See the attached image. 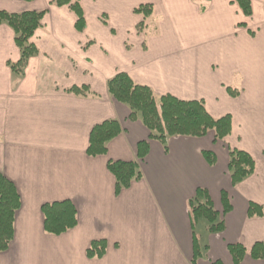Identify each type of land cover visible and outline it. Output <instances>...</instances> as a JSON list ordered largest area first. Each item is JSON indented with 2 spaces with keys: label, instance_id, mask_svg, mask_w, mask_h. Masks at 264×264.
<instances>
[{
  "label": "crops",
  "instance_id": "1",
  "mask_svg": "<svg viewBox=\"0 0 264 264\" xmlns=\"http://www.w3.org/2000/svg\"><path fill=\"white\" fill-rule=\"evenodd\" d=\"M51 1L0 0L7 13L46 11L21 77L8 67L20 57L14 34L0 25V173L21 200L0 264H192L193 233L206 247L195 264H233L228 244L246 249L241 264H264L249 256L255 243L264 249V0H251L248 18L234 0H71L83 14L81 31L73 11ZM140 6H151V16L136 14ZM118 73L156 96L202 101L213 119L230 116V135L174 136L165 146L150 139L107 92ZM82 86L84 96L67 91ZM105 121H117L121 133L105 155L91 157L90 131ZM143 141L141 178L116 196L106 164L136 161ZM229 149L255 165L234 187ZM203 152L213 153V166ZM198 188L221 215L222 233L203 235V221L191 229L188 202ZM221 192L230 206L224 216ZM61 201L74 206L78 223L53 236L43 230L41 206ZM253 203L262 214L248 217ZM100 240L104 256L87 258Z\"/></svg>",
  "mask_w": 264,
  "mask_h": 264
},
{
  "label": "trees",
  "instance_id": "2",
  "mask_svg": "<svg viewBox=\"0 0 264 264\" xmlns=\"http://www.w3.org/2000/svg\"><path fill=\"white\" fill-rule=\"evenodd\" d=\"M30 2L32 0H23ZM245 17H250L251 0H234ZM49 6H68L77 17L75 28L81 31L84 28V18L78 1L53 0ZM144 19L151 16V6H140L135 9ZM46 11L7 13L0 11V25L8 26L14 34V44L18 48L20 57L17 63H8L13 75L21 77L30 57L37 53V49L30 42L34 34L43 28V17ZM108 94L119 104L129 109V121H139L148 131L149 138L158 141L163 146L167 139L174 136L203 138L209 132L213 133V142L223 140L230 135L231 118L224 116L213 119L206 112L202 101H182L169 95L156 96L145 87L136 85L125 73H118L107 81ZM75 95L84 96L89 93L87 87H72L67 90ZM234 96L235 93L229 90ZM121 133L117 121H105L94 126L89 134L87 155L91 157L106 154V145ZM148 153V143L143 141L137 144L136 161H108L107 170L114 177V193L118 196L128 189L134 181L141 178L139 163ZM209 166L215 164V156L211 152L202 153ZM227 171L231 186L244 181L254 172V161L249 154L240 150H228ZM222 215L230 211L227 194L221 192ZM21 200L14 184L0 173V253L7 251L13 239V224L17 211L20 209ZM191 229L194 231L199 222L208 225L210 234L223 232L224 224L221 215L214 210L208 193L205 189L198 188L195 196L188 202ZM263 208L256 204H249L248 217L260 216ZM43 216V230L45 233L59 236L77 226V212L69 201L53 202L41 206ZM106 243L103 240L93 241L86 250L89 259H101L105 254ZM196 235L193 233V258L192 264L202 256ZM227 251L233 264H241L246 254V249L240 244H228ZM252 260H262L264 249L261 243H255L249 252ZM211 264H222L219 260Z\"/></svg>",
  "mask_w": 264,
  "mask_h": 264
},
{
  "label": "rangeland",
  "instance_id": "3",
  "mask_svg": "<svg viewBox=\"0 0 264 264\" xmlns=\"http://www.w3.org/2000/svg\"><path fill=\"white\" fill-rule=\"evenodd\" d=\"M203 223V229H205L204 231V233H203V235L205 234L206 235V233H208V232H206V230L208 231V225L203 221L202 222ZM202 237V236H201Z\"/></svg>",
  "mask_w": 264,
  "mask_h": 264
}]
</instances>
